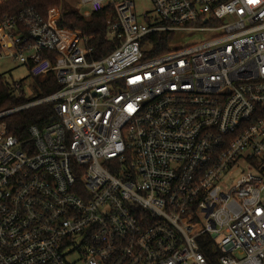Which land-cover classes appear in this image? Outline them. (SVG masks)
<instances>
[{"label":"built area","instance_id":"2783aa9c","mask_svg":"<svg viewBox=\"0 0 264 264\" xmlns=\"http://www.w3.org/2000/svg\"><path fill=\"white\" fill-rule=\"evenodd\" d=\"M72 3L110 52L0 15V62L58 84L0 110V264H264V0ZM48 101L23 140L2 120Z\"/></svg>","mask_w":264,"mask_h":264},{"label":"trees","instance_id":"16d2710c","mask_svg":"<svg viewBox=\"0 0 264 264\" xmlns=\"http://www.w3.org/2000/svg\"><path fill=\"white\" fill-rule=\"evenodd\" d=\"M72 0H6L0 2V15L7 13L16 19L17 12L28 7L34 9L43 18H46L50 8L59 10V18L55 22L60 29L80 31L81 34L88 38L87 46L92 47V56L100 57L110 52L118 43L116 40H106L104 33L106 31V18L104 12L91 13L88 16L82 14L73 6ZM55 13L51 10V15ZM162 37L164 35L162 34ZM166 39V38H165ZM159 52V51H158ZM155 52V53H158ZM54 57V55H51ZM28 67V64L26 65ZM30 80L29 88L31 94L27 95L23 91V83ZM58 87L55 76L48 72L46 76L24 77L19 80V89L14 90L13 85L8 82L7 78L0 73V110L15 108L18 105L32 101V99L44 97L55 91ZM54 116V107L51 102L34 104L28 108L18 109L2 117L11 134L23 140L28 137L27 130L33 124L44 126L48 124ZM200 249L204 254L211 257L210 246L205 243Z\"/></svg>","mask_w":264,"mask_h":264},{"label":"rangeland","instance_id":"374dc122","mask_svg":"<svg viewBox=\"0 0 264 264\" xmlns=\"http://www.w3.org/2000/svg\"><path fill=\"white\" fill-rule=\"evenodd\" d=\"M134 6L136 9V14L139 18L140 14L144 10V8L148 6V0H134ZM58 12H59V10H58ZM190 39H193V38L192 37L185 38L182 41L186 42ZM177 41H179V40H177ZM0 73L3 74L5 76V78H7V80L12 82V81L19 80V78L26 76V68H25V66L19 64L16 60L15 61L3 60L0 62ZM25 82L26 83H23V91L27 95L28 94L30 95L31 94V91L29 88L30 80H26ZM17 89H19V87ZM8 109H10V108H8ZM235 177H238V175L235 174V176H234V178H232V180L235 179Z\"/></svg>","mask_w":264,"mask_h":264},{"label":"crops","instance_id":"0c3cea01","mask_svg":"<svg viewBox=\"0 0 264 264\" xmlns=\"http://www.w3.org/2000/svg\"><path fill=\"white\" fill-rule=\"evenodd\" d=\"M50 9H51V10L54 9V11H55V15L58 16V9H56V8H50Z\"/></svg>","mask_w":264,"mask_h":264},{"label":"snow or ice","instance_id":"6c2138e0","mask_svg":"<svg viewBox=\"0 0 264 264\" xmlns=\"http://www.w3.org/2000/svg\"><path fill=\"white\" fill-rule=\"evenodd\" d=\"M250 2H254V0H250Z\"/></svg>","mask_w":264,"mask_h":264}]
</instances>
